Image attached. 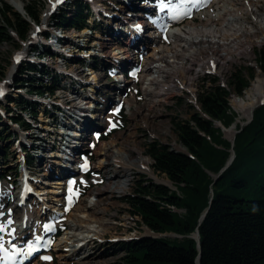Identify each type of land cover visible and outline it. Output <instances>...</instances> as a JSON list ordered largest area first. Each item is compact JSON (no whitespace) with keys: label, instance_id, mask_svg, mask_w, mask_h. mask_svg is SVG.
Masks as SVG:
<instances>
[{"label":"bare ground","instance_id":"bare-ground-1","mask_svg":"<svg viewBox=\"0 0 264 264\" xmlns=\"http://www.w3.org/2000/svg\"><path fill=\"white\" fill-rule=\"evenodd\" d=\"M3 1L0 0V10L3 8ZM7 1H10L18 12L26 14V4L23 0ZM57 1L55 0L43 14L44 22L48 20ZM260 2L264 0H217L212 5L213 10L205 13L212 23H188L185 27L171 30L173 34L168 31V40L151 46L145 54L121 45L125 40L119 36L110 37L95 30L55 31L51 28L50 42L58 48L61 55L41 57L40 52H35L31 56L33 60L44 64L45 73H36L42 80L41 84H56L53 93L47 92L44 97L34 94L31 99L48 97L45 100L51 102V106L60 107L53 111L57 123L50 120L45 126L37 125L41 132L35 129V137L26 136L28 142L41 144V152L39 157H36L37 168H34V179L38 181L40 190V198L36 199L39 205L36 204L35 207L38 213L45 212L46 209L58 211L61 208L64 196L63 179L61 177L57 181H50L47 178L50 171L61 175L63 169L60 166L63 164L59 159L61 156L66 157L65 150L71 146L86 144L90 139V131L105 125L103 112L111 104L121 100L127 117L126 127L99 142L94 150L92 167L101 172L102 183H94L74 206L69 215L70 231L59 244V247H62L63 243H80L84 249L83 257L75 261V251L60 255L61 264H100L98 257H107L113 247L108 243L98 242L99 239L88 238L108 237L107 234H111L115 227L119 229L120 226V229H123L109 239L136 238L142 235L137 230L138 226L145 234L150 233L128 201L129 197L134 195L140 176H149L153 170L155 162L144 150L155 143L171 144L169 141L174 135L172 119L187 118V105L196 100L200 80L204 72L209 71V63L216 62L220 77L224 82H229L231 60L233 62V58L251 57L252 53L247 55V50L264 43V15L253 12ZM125 4L135 6L136 0H125ZM142 6L149 5L144 3ZM98 7L105 12L110 10V6L105 4H98ZM247 19H253V24L247 23ZM132 24L145 27L146 20L140 17ZM108 25L111 28L117 25L120 29H127L124 22L114 24L113 20H109ZM156 34L150 33L149 36L161 37ZM61 37L72 39L73 43L62 44ZM76 44L85 50L81 51ZM8 45L10 44H0V49H8ZM10 53L9 51L5 59L10 62L11 68L3 71L9 81L13 78L12 71L15 68ZM81 55H89L85 63L71 59ZM119 60H123L122 70L118 69V74L109 78L105 69L115 66L114 62ZM96 61L99 62L98 65ZM133 68L139 69L138 83L127 76V70ZM123 91H126L125 97L121 95ZM235 98L236 95H232V99ZM181 101L182 104L179 103ZM261 102H264V76L257 78L245 98L234 100L240 121L249 118ZM30 118H33L32 115ZM41 120L44 122L43 118ZM164 122L167 124H163ZM235 130L236 128L227 129L226 135L231 138ZM32 131L34 130L27 131L26 134L33 133ZM13 135L17 137L18 147L24 148L26 144L22 142L23 135ZM34 144L31 147H34ZM172 144H175V141ZM67 158L73 162L68 163L67 167H76L77 158ZM20 168V171L24 172L26 165L22 163ZM153 177L158 183L173 187L167 179L156 175ZM10 198L6 193L0 196V202L6 199L9 201ZM118 206H121L120 209L124 208L122 212L117 210L121 213L119 216L108 213ZM17 208L16 204L12 211L15 212ZM116 215L118 221L113 219ZM25 222L29 224L33 221L27 218Z\"/></svg>","mask_w":264,"mask_h":264},{"label":"trees","instance_id":"trees-1","mask_svg":"<svg viewBox=\"0 0 264 264\" xmlns=\"http://www.w3.org/2000/svg\"><path fill=\"white\" fill-rule=\"evenodd\" d=\"M41 4L35 0L26 6L27 13L38 23ZM76 6L72 19L66 11H60L53 24L86 27L85 6L80 1ZM4 9L0 14V44L19 47L10 29L25 40L31 25L20 14L12 13L5 3ZM258 59L264 73V49ZM36 70L37 66L23 65L21 72L27 77L19 75L18 86L28 83L31 92L47 89L36 85L30 74ZM231 86L243 96L250 83L240 70L233 75ZM229 98L230 93L219 81L211 79V86L204 87L199 98L202 112L194 109L189 121L175 122V133L184 151L158 144L148 150L155 160L156 173L166 176L176 190L140 183L131 203L152 232L182 238L146 237L122 244L126 251L123 264H264V106L255 110L253 121L237 135L233 146L215 124L229 129L237 122L238 115ZM7 101L16 102L20 108L28 105L35 109L22 96L9 97ZM13 120L27 126L21 118ZM5 134L0 129L1 139L13 138V134ZM232 150L236 155L233 164L216 181L213 175L221 174L232 158ZM0 157L4 162L8 157L6 151ZM197 231L202 247L199 263L200 251L192 238Z\"/></svg>","mask_w":264,"mask_h":264},{"label":"rangeland","instance_id":"rangeland-1","mask_svg":"<svg viewBox=\"0 0 264 264\" xmlns=\"http://www.w3.org/2000/svg\"><path fill=\"white\" fill-rule=\"evenodd\" d=\"M39 1H41L43 3V5L45 4V0H39ZM47 1H50V0H46V2ZM24 2L26 4V6L29 4L28 0L27 1L24 0ZM140 2H141V0H136V4H135V6H133L134 8L131 7L132 8V10H130L131 13L135 14L136 11H139V9H141ZM120 3H122V2H120ZM46 9H47V5L45 7H43V11H45ZM247 20L253 22L252 19H247ZM44 25H46V24H44L43 20H41L40 27L43 28ZM41 36H40V40L39 41H41L40 43L43 44L44 42H43V39H42ZM263 46L264 45L256 46V48H255L256 53H257L258 50L263 49L264 48ZM8 47H9L8 49H4V50L0 49V71L1 72L6 70V68L9 69V65L6 64L7 61H6L5 58L8 57L7 54L9 53V51L11 53L13 52V48L14 47H13V45H8ZM22 47H23V45L20 44L19 50ZM31 47H32L31 45L30 46H26V48L28 50L31 49ZM83 50H85V48H83ZM7 51H8V53H6ZM236 61H237V64L235 65L236 67H239L241 65L245 66V63H248V59H246V58H236ZM235 66H234L232 72L235 71ZM256 79L254 80V78H253V82H251L250 87L247 89V91L245 93H247L254 86L253 84H255ZM0 81H1V79H0ZM0 85H1V82H0ZM8 88L11 89V91H8V94L10 96L19 97V95H22V94L18 93V92L23 90V89H25V88H29V87H26V85H25L24 87L20 86V87L14 88L13 86L8 85ZM25 90H28V89H25ZM32 97L33 96H30V98H32ZM47 98H45V99H47ZM243 98H245V95H244ZM45 99L44 98H40L39 100H37V103H39L41 105L42 109H40V110L38 109L37 110L39 112V114H38V117L36 119L30 118L31 115L29 113H26L25 109H18V108L12 107L11 108L12 110L9 111L4 106L1 107L0 108V129L4 130L7 133V135L9 133H11V132H14L15 134L19 133V134L23 135V133H22L23 131L21 130V128L17 127V125H15V123L13 122L14 118H22L24 120L26 119L28 121V123H30L34 127V129H33L34 131H32L33 133H28L25 136H28V137L33 136V137H35L36 136L35 128H39V127H37V125L45 126L50 121V118H49L50 115L43 116L42 113H41L43 109H48L47 107H50L49 105L52 104L51 102H48L49 103V105H48V103L44 102ZM231 106H232V108H234L233 111L235 113H237V115H238L237 122L240 121V119H241L240 114L238 113V110L235 107L233 101H232ZM46 113H45V115H46ZM190 114H193V111L190 110L189 111V115ZM42 118H43L44 122L41 120ZM244 121H246V118L243 120V122ZM163 124H167V122H164ZM11 141H12V139L9 142H6L5 139L3 140V139L0 138V153H2L3 150H4V151H6V154L8 155V157L4 161L3 165L1 163L2 159L0 157V196L1 195L3 196L6 193H8L10 195V197H11L9 201H7V199L3 200V201L1 200L2 202H0V215L4 214L2 217H6L7 216V218L9 216V214H7V213H11L12 212L11 207L15 206L16 203H17V198H18V194H19V191H20V189H19L20 175H19V178L14 175L15 172H17L19 170V168H18L19 166L18 165H19V162H20V158H19L20 149L18 147V141L15 142V143L13 142V144H10ZM174 141H178L175 134L173 135V137L171 138V140L169 142L171 143V145H174V144H172V143H174ZM174 147L176 149H178V150H183V148L179 144H177V146H174ZM24 151L27 152V149H25ZM144 151H146V149ZM6 173L7 174L12 173V176L8 177V179H5L4 175H6ZM162 177L167 179L166 176H162ZM47 179H50V178L48 177ZM11 201H12V203H11ZM120 207L121 206L115 207V209L110 210L108 213L109 214L110 213L111 214H117L119 216L121 214L120 212H122L123 209H124V208L120 209ZM117 210H120V212L117 211ZM20 215H22L21 212L19 213L18 220H19ZM117 215L115 216V218H113L114 221H116V219L118 221L119 218L117 217ZM120 228L121 227L119 226V229L116 228V227L114 229H112L111 230V234H109V235L107 234L108 238H110L116 232H121L123 228L122 229H120ZM116 229H118V230H116ZM137 230L139 232H141L142 234L145 233L144 230L140 226L137 227ZM147 236L154 237L155 235L148 234ZM114 250L115 251L113 252L114 253L113 256L107 257L106 259H103L102 257H98L99 260H100V264H123L124 263L123 257L126 256V251H124V249L122 247H119V246L114 247ZM109 253H111V252H109ZM55 264H57V263H55Z\"/></svg>","mask_w":264,"mask_h":264},{"label":"water","instance_id":"water-1","mask_svg":"<svg viewBox=\"0 0 264 264\" xmlns=\"http://www.w3.org/2000/svg\"><path fill=\"white\" fill-rule=\"evenodd\" d=\"M261 106H264V102H261V103H259L258 105H257V107L252 111V113H251V115H250V117L249 118H247V120L245 121V122H243V123H240V129L239 130H235L234 131V133H233V136L231 137V138H228L227 137V135H226V128L221 124V123H218V122H215V124H216V126L218 127V128H220L221 130H222V132L224 133V135H225V138L227 139V140H229L231 143H232V145L234 146V144H235V140H236V137H237V135L239 134V133H241L242 131H243V129H244V127H246V126H248L252 121H253V119H254V112H255V110L256 109H258V108H260ZM199 111H201V109H199ZM206 116V115H205ZM207 117V116H206ZM208 118V117H207ZM238 124V122L236 123V124H234L231 128H236V125ZM231 128H229V129H231ZM181 151H184V150H181ZM235 158H236V155H235V152H234V150H232V158H231V160L229 161V163L227 164V166L223 169V171L221 172V174L220 175H218V176H213L214 178H215V180L217 181L219 178H220V176L233 164V162H234V160H235ZM170 182V181H169ZM171 183V182H170ZM172 184V183H171ZM166 187H168V188H171L170 186H167V185H165ZM173 189H175V188H173ZM207 214H208V211L202 216V219H201V221L203 220V219H205V217L207 216ZM169 237H178V236H176V235H170ZM180 237V236H179ZM194 240L197 242V244H198V249H199V251H200V257H199V259H198V263H199V261H200V258H201V250H202V247H201V236H200V233H199V231H197L196 232V234L194 235Z\"/></svg>","mask_w":264,"mask_h":264},{"label":"snow or ice","instance_id":"snow-or-ice-1","mask_svg":"<svg viewBox=\"0 0 264 264\" xmlns=\"http://www.w3.org/2000/svg\"><path fill=\"white\" fill-rule=\"evenodd\" d=\"M189 2H190V0H189ZM0 230H2V229H0ZM0 250H3V244L2 243H0Z\"/></svg>","mask_w":264,"mask_h":264},{"label":"built area","instance_id":"built-area-1","mask_svg":"<svg viewBox=\"0 0 264 264\" xmlns=\"http://www.w3.org/2000/svg\"><path fill=\"white\" fill-rule=\"evenodd\" d=\"M138 78H139V75H138Z\"/></svg>","mask_w":264,"mask_h":264}]
</instances>
